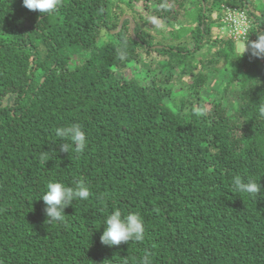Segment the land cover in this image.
<instances>
[{
  "label": "trees",
  "instance_id": "16d2710c",
  "mask_svg": "<svg viewBox=\"0 0 264 264\" xmlns=\"http://www.w3.org/2000/svg\"><path fill=\"white\" fill-rule=\"evenodd\" d=\"M227 8L254 22L243 55L213 37ZM261 33L262 0H60L48 16L0 0V264H264ZM73 123L86 148L61 152ZM80 181L89 198L46 221L47 185ZM114 210L141 216L142 241L101 244Z\"/></svg>",
  "mask_w": 264,
  "mask_h": 264
},
{
  "label": "clouds",
  "instance_id": "9594fccd",
  "mask_svg": "<svg viewBox=\"0 0 264 264\" xmlns=\"http://www.w3.org/2000/svg\"><path fill=\"white\" fill-rule=\"evenodd\" d=\"M23 6L31 11H38L41 15L52 14L60 5V0H22ZM253 54L264 56V35L258 36V40L252 43ZM259 116L264 118V105L259 107ZM56 136L64 141L60 144L61 152L69 153L71 148L76 153H82L87 145L85 131L78 123L56 129ZM233 187L237 192H245L250 196H256L261 192L259 182L240 176L233 177ZM90 195L89 187L80 181L75 186H65L61 182H52L47 185V191L42 196L45 208L46 221L49 223H65V209L72 206L74 200H87ZM144 221L137 213L122 216L119 210H114L106 219L104 231L100 236L101 244L115 247L121 243L130 241H142L144 239ZM139 264H150L146 256Z\"/></svg>",
  "mask_w": 264,
  "mask_h": 264
},
{
  "label": "built area",
  "instance_id": "2783aa9c",
  "mask_svg": "<svg viewBox=\"0 0 264 264\" xmlns=\"http://www.w3.org/2000/svg\"><path fill=\"white\" fill-rule=\"evenodd\" d=\"M223 12L222 24L220 32L224 33L229 30V37L221 35L224 38L232 39L235 42H246L250 38V34L254 28V22L248 10L227 8Z\"/></svg>",
  "mask_w": 264,
  "mask_h": 264
},
{
  "label": "rangeland",
  "instance_id": "374dc122",
  "mask_svg": "<svg viewBox=\"0 0 264 264\" xmlns=\"http://www.w3.org/2000/svg\"><path fill=\"white\" fill-rule=\"evenodd\" d=\"M251 3H253V2H255L256 0H249ZM262 1H264V0H262ZM192 8H193V6L192 5H190V7H189V9L190 10H192ZM220 12L219 13H215L213 16H214V18H218L219 16H220ZM134 24H133V30H134ZM156 26L158 27V28H163V26H164V24H162V23H160V22H158V23H156ZM155 26V27H156ZM171 29H173V28H175L176 27V25L174 24V23H171L170 25H168ZM168 27V28H169ZM193 27L194 26H192L191 28H189V29H187L186 31H185V34H190L191 33V31H192V29H193ZM221 33L222 32H220V30L217 28V26L215 27V29H214V31H213V37H217V36H219V37H221V38H224L222 35H221ZM224 36H228L229 37V30H225L224 31V33H222ZM262 35H264V34H260V36H262ZM248 46H247V44L245 43V42H239V43H237V50H238V52H239V54H245L247 51H248ZM235 72H236V68L235 67H230V66H226V68L224 69V72H223V74H221V75H219L218 77H217V79L213 82V84L210 86V88H209V90L206 92V93H204L205 94V96H209L210 94H211V92H212V90L213 89H216V90H222V88H223V86L228 82V80L233 76V74H235ZM178 91H180V89L178 90ZM210 100H213V97H210ZM208 105V108H210L211 107V104H207Z\"/></svg>",
  "mask_w": 264,
  "mask_h": 264
},
{
  "label": "water",
  "instance_id": "95a60500",
  "mask_svg": "<svg viewBox=\"0 0 264 264\" xmlns=\"http://www.w3.org/2000/svg\"><path fill=\"white\" fill-rule=\"evenodd\" d=\"M126 19H127V17H125V18H123V19L121 20V23H120V26H119V29H118L117 32H120V31L122 30L123 25H124V22H125ZM131 25H132V22H131ZM131 31H132V34H134V30L132 29V27H131Z\"/></svg>",
  "mask_w": 264,
  "mask_h": 264
}]
</instances>
